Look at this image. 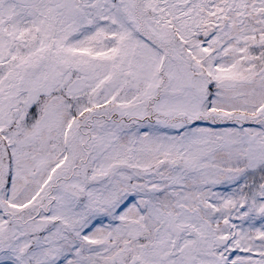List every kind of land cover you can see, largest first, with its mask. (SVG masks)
I'll return each instance as SVG.
<instances>
[{"label": "snow or ice", "instance_id": "snow-or-ice-1", "mask_svg": "<svg viewBox=\"0 0 264 264\" xmlns=\"http://www.w3.org/2000/svg\"><path fill=\"white\" fill-rule=\"evenodd\" d=\"M0 264H264V0H0Z\"/></svg>", "mask_w": 264, "mask_h": 264}]
</instances>
